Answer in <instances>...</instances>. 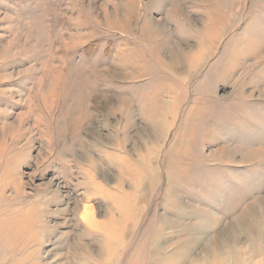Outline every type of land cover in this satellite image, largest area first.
Listing matches in <instances>:
<instances>
[{
	"label": "rangeland",
	"instance_id": "obj_1",
	"mask_svg": "<svg viewBox=\"0 0 264 264\" xmlns=\"http://www.w3.org/2000/svg\"><path fill=\"white\" fill-rule=\"evenodd\" d=\"M262 71L264 0H0V264H264Z\"/></svg>",
	"mask_w": 264,
	"mask_h": 264
},
{
	"label": "bare ground",
	"instance_id": "obj_2",
	"mask_svg": "<svg viewBox=\"0 0 264 264\" xmlns=\"http://www.w3.org/2000/svg\"><path fill=\"white\" fill-rule=\"evenodd\" d=\"M30 211H32V209H30ZM29 211V212H30ZM89 211H90V209H89ZM88 210H84L83 211V214H82V216H81V218L83 219V221H85V222H87V223H90V221H91V219H90V216H91V213L89 212ZM20 215V214H19ZM24 215V214H23ZM28 216H29V214H27ZM20 216H22V215H20ZM28 218V217H27ZM32 218V217H31ZM18 219H20V218H18ZM24 220H26L25 218H23ZM17 220V219H16ZM18 222H20L19 220H18ZM23 223H24V221H22ZM30 224L32 223V221L31 222H29ZM19 224H21V223H19ZM28 224V223H27ZM18 226V225H17ZM22 227V226H21ZM27 227H29V226H27ZM25 228H26V226H25ZM32 228V227H31ZM41 228V226L39 227V229ZM22 229V228H21ZM42 229V228H41ZM40 229V230H41ZM39 230V231H40ZM43 230V229H42ZM23 232H24V230H23ZM30 235V234H29ZM32 237V236H31ZM25 240H30V238L29 239H25ZM31 241V240H30Z\"/></svg>",
	"mask_w": 264,
	"mask_h": 264
},
{
	"label": "crops",
	"instance_id": "obj_3",
	"mask_svg": "<svg viewBox=\"0 0 264 264\" xmlns=\"http://www.w3.org/2000/svg\"><path fill=\"white\" fill-rule=\"evenodd\" d=\"M260 75H263V76H264V73H263V71L260 73Z\"/></svg>",
	"mask_w": 264,
	"mask_h": 264
}]
</instances>
